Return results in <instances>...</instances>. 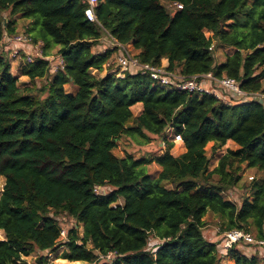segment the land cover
Returning <instances> with one entry per match:
<instances>
[{
	"label": "trees",
	"instance_id": "1",
	"mask_svg": "<svg viewBox=\"0 0 264 264\" xmlns=\"http://www.w3.org/2000/svg\"><path fill=\"white\" fill-rule=\"evenodd\" d=\"M88 6L0 0V264H54L44 253L60 247V258L87 264H222L228 257L260 264L238 245L225 249L220 239L208 240L204 228L211 213L220 236L243 229L264 238V180L250 183L251 197L240 205L225 197L246 168L264 172V103L162 85L117 68L119 45L93 49L109 36L137 50L142 64L186 77L211 72L264 94V0H99L98 22L88 20ZM15 15L35 21L26 34L42 42L43 55L21 59L20 75L49 78L44 98L22 90L12 72L5 35H16ZM55 47L64 66L54 73L47 57ZM219 48L233 50L224 62L215 58ZM66 84L77 91L67 92ZM171 129L183 138L180 155L172 153ZM123 135L146 142L159 136L164 150L118 156ZM228 141L238 148L211 169L208 144L215 154ZM152 162L161 167L155 178ZM58 216L74 221L65 240ZM151 238L160 241L155 249ZM33 253L30 262L25 257Z\"/></svg>",
	"mask_w": 264,
	"mask_h": 264
},
{
	"label": "rangeland",
	"instance_id": "2",
	"mask_svg": "<svg viewBox=\"0 0 264 264\" xmlns=\"http://www.w3.org/2000/svg\"><path fill=\"white\" fill-rule=\"evenodd\" d=\"M165 5L168 8H172V6H170L169 2H164ZM10 10L3 12V16L7 19L10 18ZM17 34H26L28 27L32 26L35 24L34 19H28V18H24L21 15H17ZM205 33L207 36H211V32L208 30H205ZM100 45L95 46L94 47V51L96 53H102L105 50H107L108 48L112 47L111 44V38L109 36H104V38L102 39V41H100ZM15 44V43H14ZM14 44L12 43V46L14 47ZM132 52L134 53V55H137V50H135L133 47H131ZM10 50V62L12 65V72L15 75H19V83L21 85L22 90L30 92L32 95H38L41 98L46 97L47 92L43 91L41 88L43 87L44 84L47 83V81L49 80V78H42V79H36L34 81H31V79L28 76H22L21 74V67L23 66L24 63H22L21 59L23 61L27 60V55L24 49H20L19 50V55L17 57H15V55H17L16 51H14V48L9 49ZM58 51H59V47H55L51 50V56H49V60L52 64L56 63V59L58 57ZM233 50L232 49H227V48H219L216 49L214 51L215 53V58L217 60V62H224L225 61V54L226 53H231ZM32 54L35 57H40L39 55H37L36 49L32 51ZM21 55V57H20ZM120 55V53L118 54V56ZM116 56V54H115ZM116 60V57L114 58ZM117 62V61H116ZM115 62V65H116ZM117 68L119 67L118 65L116 66ZM121 68V67H120ZM123 69V68H122ZM126 69L128 70V72H137L139 70V68H137V66H127ZM109 72V68L105 69L103 72H101L102 76H105L107 73ZM214 85V84H213ZM217 88L220 89V93L225 94L226 96H229L231 94L226 93L222 88H219L218 85H214L213 89ZM65 89L67 92H71V93H75L76 89H78L77 86H71L69 84L65 85ZM211 89V88H210ZM212 90V89H211ZM26 91V92H27ZM233 97V96H232ZM235 100H247L244 97H233ZM134 113L135 114H139V112L142 109L141 104H138L136 106H134ZM168 138L169 139H173L174 133H173V129L170 130V132H168ZM175 146L174 149L172 150V152H174L176 155H179V153L181 152V150L179 151V149L181 147L184 146V142L183 141H176L174 142ZM212 143H209L207 146V150H208V155L210 156L211 160H210V168H214L220 157L225 154L227 152V150L229 148L231 149H236L237 145L233 142V141H228L227 144L218 152H216L215 154L211 153V148ZM178 147H180L178 149ZM164 150V143L162 142V139L159 136H155L152 135V139L150 142H146L145 140H135L133 138H130L128 136L123 135L121 137V139L118 141V145L117 147L114 149V152L116 155L118 156H124L127 153H132L135 157L140 158V157H149V156H154L157 154L162 153ZM161 171V167L159 166V164H157L156 162H152L148 165V172L151 175V177L155 178L158 176L159 172ZM253 176L255 178V180H251L250 177ZM264 180V172L258 170L257 168H246L243 176H242V180L240 181V183L233 188L232 190L228 191L225 193V197L237 202L239 205L242 203V201L244 200L245 197H251V182L256 181L258 183L263 182ZM251 183V184H250ZM4 184V179H2V185ZM249 186L248 188H246V186ZM98 190L103 192V193H107L110 191L109 187H98ZM68 218V217H67ZM67 218H63L62 216H58L57 219L61 222V224L64 226V229L66 231L65 236H62V240L66 239L67 236V231L68 228H70L71 226H73L74 221L72 219H67ZM207 222H206V227L204 228V235L208 240L211 241H217L218 239H220V234H218V228H216L217 226V218L213 215V214H209L207 216ZM255 234V232H253ZM5 238V232L0 229V239H4ZM160 241L157 238H151L150 239V248L151 249H155L156 245L159 243ZM242 250L247 256H252V255H256L259 257V259L261 260L260 264H264V254L262 255L260 253V250L257 249L254 246H249V245H245V244H240L238 245V248ZM64 250V247H60L58 249V251L56 253H49V252H45V255H48L50 258V262L54 263V264H87L84 261H79L80 263L74 262V261H70L68 259H64V258H60L59 256H61L62 252ZM264 252V251H263ZM28 261L30 262H34L37 258V253H33L30 256L25 257ZM234 260L231 259V257L225 258L222 261V264H230V262Z\"/></svg>",
	"mask_w": 264,
	"mask_h": 264
},
{
	"label": "built area",
	"instance_id": "3",
	"mask_svg": "<svg viewBox=\"0 0 264 264\" xmlns=\"http://www.w3.org/2000/svg\"><path fill=\"white\" fill-rule=\"evenodd\" d=\"M88 3V8L86 10V16L88 20L93 22H98L96 16V8L99 5V0H86ZM175 6L178 8H182L183 5L180 3H174ZM5 39L7 41L8 49L14 48L17 53L15 57L18 56L19 50L24 49L26 51L27 47H29V51L26 52L27 60L26 63L33 62L36 57L32 54V51L36 49L37 55L40 57L43 55L42 53V42L33 43L28 36V34H17L12 38H9L5 35ZM5 45L6 42L4 41ZM14 44V47L12 46ZM112 46L119 45L120 51L115 53L117 65L123 69H126L127 66H137L139 68L138 71L142 73L149 74L150 77L154 80L159 82L162 85H168L172 87H176L182 90H189V91H205L211 92L215 94L219 98H225V94L220 93V89L214 88V85H218L219 88H222L226 93L231 94L230 96L233 97H244L247 100H254L260 99L264 103V94L256 92V93H249L243 91L240 88L239 82L231 77H222L218 78L213 73H206L202 75H193V76H183L179 72H169L163 67L154 66L151 64H142L136 58L134 53L132 52L131 45H122L121 43L117 42L116 40L111 41ZM1 49V46H0ZM120 55L118 56V54ZM49 59V57H47ZM64 66V60L61 56H58L56 59V63L51 64V71L57 72L59 69H62ZM214 84V85H213ZM212 90H211V89ZM174 141H183V138L180 134H174ZM251 180L254 179L253 176L250 177ZM220 229L218 228V231ZM65 229L63 228L61 232V236H65ZM220 240L222 241V245L225 249H232L235 245L245 244L249 246H254L260 250V253L264 254V238H257L256 234L251 231H246L243 229H233L224 232L220 236ZM112 255H108L110 258ZM264 256V255H263Z\"/></svg>",
	"mask_w": 264,
	"mask_h": 264
},
{
	"label": "crops",
	"instance_id": "4",
	"mask_svg": "<svg viewBox=\"0 0 264 264\" xmlns=\"http://www.w3.org/2000/svg\"><path fill=\"white\" fill-rule=\"evenodd\" d=\"M14 18L17 19V15H15ZM26 51H29V47H27ZM22 76H25V75H22ZM76 91H77V89H76ZM76 91H75V92H76ZM179 148H180V147H178V149H179ZM237 148H238V146H237ZM180 150H181V152L179 153V155L186 151L185 144H184L183 147H181V148L179 149V151H180ZM172 153H173L174 155H176L174 152H172ZM209 214H211V213H208V215H209ZM208 215H207V216H208ZM207 216H206V218H207ZM206 222H207V219H206ZM74 262H77V261H74ZM77 263H80V262H77ZM230 264H235V261H234V262L231 261Z\"/></svg>",
	"mask_w": 264,
	"mask_h": 264
},
{
	"label": "water",
	"instance_id": "5",
	"mask_svg": "<svg viewBox=\"0 0 264 264\" xmlns=\"http://www.w3.org/2000/svg\"><path fill=\"white\" fill-rule=\"evenodd\" d=\"M260 102L262 103V100H260Z\"/></svg>",
	"mask_w": 264,
	"mask_h": 264
},
{
	"label": "bare ground",
	"instance_id": "6",
	"mask_svg": "<svg viewBox=\"0 0 264 264\" xmlns=\"http://www.w3.org/2000/svg\"><path fill=\"white\" fill-rule=\"evenodd\" d=\"M1 189V188H0Z\"/></svg>",
	"mask_w": 264,
	"mask_h": 264
}]
</instances>
